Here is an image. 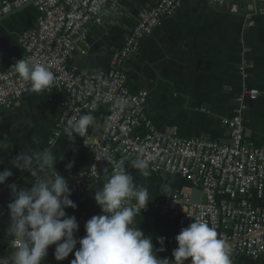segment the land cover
I'll use <instances>...</instances> for the list:
<instances>
[{
    "label": "crops",
    "instance_id": "0c3cea01",
    "mask_svg": "<svg viewBox=\"0 0 264 264\" xmlns=\"http://www.w3.org/2000/svg\"><path fill=\"white\" fill-rule=\"evenodd\" d=\"M0 0V68L18 60L22 55L20 37L36 24L38 9L34 5L2 16ZM237 1L238 14L230 11ZM157 0H124L115 12L103 15L100 25L92 26L87 40L72 55L73 64L96 72L109 66L114 51L119 48L137 22L138 13ZM128 84L134 90L149 94L144 115L155 127L176 131L185 138L201 137L227 142L231 137L225 121L234 116L242 118L247 141L264 145V4L253 0H180L176 16L144 41L139 53L126 63ZM245 88L255 90V95ZM64 95L43 90L27 96L13 108L0 112V141L7 148L0 151V171L8 168L13 175L0 186V257L12 252L11 237L7 234L11 202L9 184L30 187L37 178L20 172L10 161L23 151L36 153L50 149L57 158L55 170L68 179H79L90 170L95 153L86 143H98L105 128L106 110L90 113L94 117L84 136H67L63 131L54 137ZM144 131V126L141 127ZM73 163L71 169L67 168ZM103 171L105 168L102 166ZM125 170L133 176L137 186L146 187L150 199L168 197L187 190L190 185L180 176L153 173L147 177L129 163ZM112 174L103 172L92 186L80 194H72L76 209H66L79 223L100 210L94 193ZM169 185L171 191L162 190ZM145 236L164 237L163 259L170 250L177 221L156 215L136 219ZM83 234L80 229L76 238ZM79 245H77L78 247ZM55 246L48 249L44 264H58L54 259ZM75 252V250H74ZM74 252L60 264H71ZM259 259V258H258ZM255 259L246 258L245 264Z\"/></svg>",
    "mask_w": 264,
    "mask_h": 264
},
{
    "label": "built area",
    "instance_id": "2783aa9c",
    "mask_svg": "<svg viewBox=\"0 0 264 264\" xmlns=\"http://www.w3.org/2000/svg\"><path fill=\"white\" fill-rule=\"evenodd\" d=\"M123 1L5 0L2 16L34 5L38 17L36 24L20 37L21 57L0 68V112L37 93L32 91L30 82L15 74L12 66L22 58L43 63L54 77L52 84L44 90L64 95L54 137L65 131L69 120L74 122V118L101 108L106 110L105 128L99 142L86 143L95 153L88 173L73 180L62 175L72 194L87 191L103 172L113 174L118 167L125 168L134 160L146 159L149 171L180 176L190 185L189 189L171 196L151 199L136 216L137 219L143 215H156L177 221L170 250L164 258L174 259L172 251L178 247L175 237L194 219L204 221L216 230L218 238L226 243L232 264H245L246 258H263L264 145L247 141V130L240 115L225 121L231 133L227 142L185 138L176 131L164 132L145 118L149 94L134 90L128 84V59L139 53L144 41L165 21L176 16L180 0H157L155 5L141 10L133 29L114 51L108 67L90 72L71 63L72 55L79 49L78 43L87 40L92 26L100 25L103 15L118 10ZM215 1L223 5L225 0ZM253 1L264 4V0ZM239 10L237 1L230 5L232 13L238 14ZM245 91L250 95L257 93L248 88ZM195 190L200 193L198 203L192 201ZM100 214L98 210L79 223L80 231L86 234L85 223ZM185 264H191V261H185Z\"/></svg>",
    "mask_w": 264,
    "mask_h": 264
},
{
    "label": "clouds",
    "instance_id": "9594fccd",
    "mask_svg": "<svg viewBox=\"0 0 264 264\" xmlns=\"http://www.w3.org/2000/svg\"><path fill=\"white\" fill-rule=\"evenodd\" d=\"M11 69L30 82L32 91L37 93L48 88L54 79L43 63L25 58ZM93 120L89 114L74 118V122L69 120L65 133L69 137L84 136ZM6 148L7 144L0 141V151ZM56 162L50 149L36 153L23 151L10 161L21 173L28 172L37 179L27 188L15 183L8 185L11 202L7 205L9 226L6 232L12 238V252L0 257V264H44L51 246H55L53 255L58 264L74 250L71 264H185L188 260L191 264H232L225 241L218 238L214 228L199 219H194L175 237L178 247L172 251L174 259H161L158 253L165 251V238L157 237L160 247L155 248L153 238L145 236L139 226H133L137 214L151 201L149 191L135 185L133 176L122 166L94 193L93 199L101 214L85 223L86 235L77 239L79 224L75 216L65 211L76 209L77 205L70 198L72 191L68 181L55 170ZM72 167L73 163L67 165L68 169ZM132 167L140 170L142 176L149 175L146 159L132 161ZM12 175L8 168L0 171V186ZM162 190L171 191L169 185H163Z\"/></svg>",
    "mask_w": 264,
    "mask_h": 264
},
{
    "label": "water",
    "instance_id": "95a60500",
    "mask_svg": "<svg viewBox=\"0 0 264 264\" xmlns=\"http://www.w3.org/2000/svg\"><path fill=\"white\" fill-rule=\"evenodd\" d=\"M78 46L79 47H82L81 43H78ZM199 199H200V193L199 191H193L192 193V201L195 202V203H198L199 202Z\"/></svg>",
    "mask_w": 264,
    "mask_h": 264
},
{
    "label": "rangeland",
    "instance_id": "374dc122",
    "mask_svg": "<svg viewBox=\"0 0 264 264\" xmlns=\"http://www.w3.org/2000/svg\"><path fill=\"white\" fill-rule=\"evenodd\" d=\"M253 264H264V257L263 258H259V259H255Z\"/></svg>",
    "mask_w": 264,
    "mask_h": 264
},
{
    "label": "trees",
    "instance_id": "16d2710c",
    "mask_svg": "<svg viewBox=\"0 0 264 264\" xmlns=\"http://www.w3.org/2000/svg\"><path fill=\"white\" fill-rule=\"evenodd\" d=\"M156 3H157V2H155V4H156ZM155 4H154V5H155Z\"/></svg>",
    "mask_w": 264,
    "mask_h": 264
}]
</instances>
